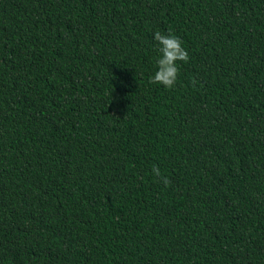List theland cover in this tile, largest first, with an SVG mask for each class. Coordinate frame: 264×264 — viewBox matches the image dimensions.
<instances>
[{
    "label": "trees",
    "instance_id": "trees-1",
    "mask_svg": "<svg viewBox=\"0 0 264 264\" xmlns=\"http://www.w3.org/2000/svg\"><path fill=\"white\" fill-rule=\"evenodd\" d=\"M0 264H264V0H0Z\"/></svg>",
    "mask_w": 264,
    "mask_h": 264
},
{
    "label": "clouds",
    "instance_id": "clouds-1",
    "mask_svg": "<svg viewBox=\"0 0 264 264\" xmlns=\"http://www.w3.org/2000/svg\"><path fill=\"white\" fill-rule=\"evenodd\" d=\"M154 40L158 43L159 57L156 59L157 71L149 79L150 84H161L167 89L175 86L179 69L177 62L187 63L189 60L188 52L182 46V41L172 34L171 29L167 34L156 31L154 33ZM196 81L193 79L192 84ZM152 173L161 179L165 187L170 185V180L167 177H161L159 168L153 167Z\"/></svg>",
    "mask_w": 264,
    "mask_h": 264
}]
</instances>
